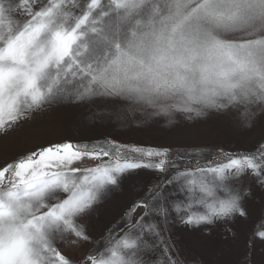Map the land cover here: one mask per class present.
Returning a JSON list of instances; mask_svg holds the SVG:
<instances>
[{"label":"snow or ice","instance_id":"6c2138e0","mask_svg":"<svg viewBox=\"0 0 264 264\" xmlns=\"http://www.w3.org/2000/svg\"><path fill=\"white\" fill-rule=\"evenodd\" d=\"M94 104L103 109L89 120L235 114L251 128L264 113V0H0V135L54 107ZM207 154L64 139L6 160L0 264H72L56 245L88 241L98 206L142 168L159 183L81 264H183L171 224L247 217L248 181L264 187V144L201 165ZM86 158L101 162L76 166ZM255 235L264 240V224Z\"/></svg>","mask_w":264,"mask_h":264},{"label":"rangeland","instance_id":"374dc122","mask_svg":"<svg viewBox=\"0 0 264 264\" xmlns=\"http://www.w3.org/2000/svg\"><path fill=\"white\" fill-rule=\"evenodd\" d=\"M47 3L48 0H38ZM83 2V0H81ZM103 105H65L54 107L37 114L35 119L23 121L13 130L0 135V164L12 161L21 155L34 151L42 142L51 140L61 142L71 139L74 142L93 143L110 140L120 145L143 148H168L171 151L206 149L208 154L200 161L201 165L214 160L227 162L224 154L250 153L264 144V113H259L251 128L238 123L233 116L212 114L208 118L187 120L177 114V123L168 126L163 118L147 124H136L132 117L121 122L96 116L89 120ZM135 119H141L139 114ZM216 157V158H214ZM107 160V157L101 158ZM101 161L85 159L76 166L94 167ZM181 165L185 161H178ZM195 160L193 159V164ZM160 176L151 169H138L134 175L125 179L119 190L102 202L88 221V241L57 244V250L72 264H81L101 241L108 229L121 224L122 217L129 208L141 201L147 188L159 183ZM251 195L247 198V217H237L225 224L218 221L207 228L190 229L179 223L170 225L167 235L174 245V251L183 264H264V240L255 233L264 224V187L248 181ZM142 214L143 209H138ZM147 219V218H146ZM118 233L117 235H119ZM155 259V254L152 255ZM163 257L157 264H162Z\"/></svg>","mask_w":264,"mask_h":264},{"label":"trees","instance_id":"16d2710c","mask_svg":"<svg viewBox=\"0 0 264 264\" xmlns=\"http://www.w3.org/2000/svg\"><path fill=\"white\" fill-rule=\"evenodd\" d=\"M214 158H216V157H214Z\"/></svg>","mask_w":264,"mask_h":264}]
</instances>
